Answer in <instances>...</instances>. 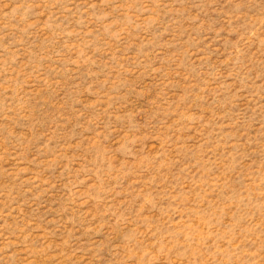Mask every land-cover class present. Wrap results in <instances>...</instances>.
<instances>
[{"label":"rangeland","instance_id":"obj_1","mask_svg":"<svg viewBox=\"0 0 264 264\" xmlns=\"http://www.w3.org/2000/svg\"><path fill=\"white\" fill-rule=\"evenodd\" d=\"M0 264H264V0H0Z\"/></svg>","mask_w":264,"mask_h":264}]
</instances>
